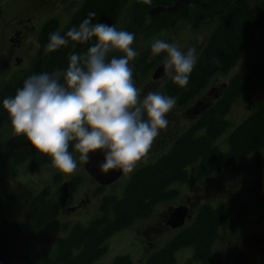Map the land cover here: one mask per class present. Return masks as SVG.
Returning <instances> with one entry per match:
<instances>
[{
    "label": "trees",
    "instance_id": "trees-1",
    "mask_svg": "<svg viewBox=\"0 0 264 264\" xmlns=\"http://www.w3.org/2000/svg\"><path fill=\"white\" fill-rule=\"evenodd\" d=\"M175 0H148V6L171 4ZM128 6V18L131 12V0H83L71 14L67 23L60 29L64 35L70 28L77 26L94 12L93 23L115 24L125 7ZM217 23L205 39L198 62L192 71L189 83L180 87L169 77L154 88L163 94L174 97L178 104H184L199 94L208 85L210 78L217 72L226 73L238 62L244 51L253 46L256 32L264 19V0H234L221 12L212 16ZM189 19L188 4H182L173 10H165L154 15L142 34L151 35L166 30L179 21ZM56 20L47 21L40 35L39 51L31 67L22 74L5 81L0 89V128L10 121L3 100L15 95L23 82L33 74L51 73L64 69L69 53H82L88 45H69L56 52H44L49 35L57 30ZM127 25V22L125 26ZM44 33H46L44 35ZM160 39V38H158ZM134 40V41H135ZM262 43L264 44L263 39ZM153 42V41H152ZM150 42L132 60L134 82L141 79L156 63L164 60L166 53L151 58ZM264 80V57L247 68L237 70L220 88L219 95L206 102L194 115L187 127L172 140L169 148L155 160L138 167L129 177L122 194L103 193L98 202V214L86 224L79 221L69 223L61 221L59 234L49 252L41 259L42 264H96V260L107 251L106 239L116 231L125 228L134 221L149 216L158 202L168 201L178 195L175 183L192 185L206 175L226 170L230 173H248L254 167L264 164V158L253 166L246 159L264 147V100L255 105L249 115L233 127L228 133L227 150H220L214 143L226 129L229 121L225 118L236 98L246 94L256 84L260 87ZM1 140V139H0ZM70 152L74 147L70 145ZM51 160L50 156L37 152L30 154L27 147L12 151L10 161L14 171L19 166L32 170ZM189 165H196L195 172L188 171ZM82 177L73 176L61 179V174L53 175L55 188H43L30 197L26 217L34 227L40 226L50 218L58 217L61 205L76 190ZM50 190V191H49ZM248 204L239 191L227 196L218 205L200 203L189 223L178 227L179 230L161 247L148 249L146 264H176L177 249L190 246L191 261L206 263L212 251V245L218 237L219 226L227 222L230 228L242 223L247 215ZM65 232V234H62ZM112 264H131L127 254L114 257Z\"/></svg>",
    "mask_w": 264,
    "mask_h": 264
},
{
    "label": "clouds",
    "instance_id": "clouds-1",
    "mask_svg": "<svg viewBox=\"0 0 264 264\" xmlns=\"http://www.w3.org/2000/svg\"><path fill=\"white\" fill-rule=\"evenodd\" d=\"M89 12L79 25L64 35H49L44 52H56L69 45H88L82 53H69L64 69L29 76L15 95L3 100L14 132L51 157L62 173L71 174L77 162L70 145L87 161L89 153L102 151L103 173L119 169L132 173L150 151L161 130L168 127L167 114L175 98L161 91L141 98L129 62L137 55L130 47L135 34L114 25L93 23ZM161 53L164 72L184 87L198 62L197 49L181 50L178 43L156 39L151 58Z\"/></svg>",
    "mask_w": 264,
    "mask_h": 264
},
{
    "label": "rangeland",
    "instance_id": "rangeland-1",
    "mask_svg": "<svg viewBox=\"0 0 264 264\" xmlns=\"http://www.w3.org/2000/svg\"><path fill=\"white\" fill-rule=\"evenodd\" d=\"M82 2L83 0H73L69 13L70 15L64 21H59L56 32H59L60 29L63 28L71 14ZM128 15V6H126L118 21L113 25L118 30L123 29L128 21ZM216 23V17L206 19L197 26H193L185 20L179 21L176 25L161 32L146 36L144 34L140 35L134 41L133 49L139 53L150 42L160 38L169 43H178L181 50L186 51L189 47H195L198 55L205 39L211 33ZM261 39V33L258 30L254 38L253 46L250 50L242 53L235 66L226 73L217 72L210 78L208 85H210V88L214 87V90L208 95L205 94L204 90L199 93L203 95V102L213 99L214 93L217 92L237 70L247 68L264 57V44ZM162 61L164 62V60ZM160 62L156 63L141 79L134 82L136 87L140 90L141 98L148 92H152L156 86L169 78L166 74L156 79L151 78L153 69ZM148 85H152L153 87L150 88L153 89L150 90L147 87ZM199 94L184 104H178L175 99L176 103L174 108L166 116L169 121L168 127L161 130L160 134L153 142L147 156L136 165L134 171L141 165L155 160L159 155L164 153L169 148L174 137L189 125L195 113L188 110ZM263 100L264 91L256 84H253V87L246 94L235 99L225 115V118L229 121V125L214 142L220 150H227L228 144L226 138L228 133L235 125L252 112L255 105ZM10 134H15L11 125V120L5 122L0 128V139ZM72 154L76 159L77 168L71 174L59 171L53 166L51 160L35 169L25 170L20 177L16 178L23 183L25 182L29 188L31 187L35 191H39L43 188H51V190H53L55 188L53 175L57 173L62 174L64 179L79 175L82 177V180L77 190L64 204L71 205V203L78 198L77 194H80L79 192H82V189L88 190L91 193L96 187L95 182L91 185V178L90 176L88 177L86 173L83 161L79 160V153L74 151ZM263 158L264 147L248 156V160L253 166ZM195 167L196 165H189L187 169L190 173H193ZM19 168L21 167L19 166ZM132 173L125 174L123 172L115 181L105 185L103 193H114L116 196H120ZM174 186L179 188L178 195L175 198L158 202L153 206V210L149 216L138 219L129 226L110 235L106 239L107 251L96 260V264H112L114 257L121 254H127L131 259V264H146L148 249L150 247L152 249L161 247L179 230L178 227H167V224L164 223L165 214L169 206H175L180 200L187 201L186 205L189 206L192 212L190 211L191 216L186 218L184 222L185 225L194 217L197 206L200 203L205 202L214 206L218 205L229 196V194L235 191H239L242 199L248 204V212L242 223L234 228H230L227 222L219 226L218 237L212 245L211 256L206 263L191 261L192 248L190 246H184L177 249L175 252L176 264H236L234 255L237 246L235 247V243L237 242L238 244L243 233L252 230H255L262 240L259 264L264 263V166L254 168L253 171L246 174H235L226 170H221L196 180L192 185L175 183ZM96 203L97 202L94 200L93 203L86 204L76 211L67 210L64 213L60 212L58 218L61 221H68L69 223L79 221L86 224L92 217L99 213ZM62 234H65V232H62Z\"/></svg>",
    "mask_w": 264,
    "mask_h": 264
},
{
    "label": "water",
    "instance_id": "water-1",
    "mask_svg": "<svg viewBox=\"0 0 264 264\" xmlns=\"http://www.w3.org/2000/svg\"><path fill=\"white\" fill-rule=\"evenodd\" d=\"M232 1L234 0H175L171 4L148 6V0H131L130 16L122 30L134 33L136 38L154 15L161 11L173 10L182 4H188L190 23L197 26L221 12ZM260 33L264 41V19ZM130 47H133V44ZM131 62L132 60L129 64ZM164 74V62H160L153 69L151 77L156 79ZM2 81L3 77L0 76V87ZM260 88L264 91V80ZM21 147H28L31 152L39 151L22 134L15 133L0 140V264H42L41 259L49 252L59 234L58 218H50L40 226L34 227L31 220L26 217L27 204L32 192L27 185L14 179L10 161L12 151ZM103 159L102 151L89 153V158L83 161V165L86 172L98 183L109 184L123 171L113 169L103 173L99 167ZM189 216L188 205L182 203L169 209L165 222L170 227H180ZM259 243L260 236L255 230L243 233L234 256L235 263L257 264Z\"/></svg>",
    "mask_w": 264,
    "mask_h": 264
},
{
    "label": "flooded vegetation",
    "instance_id": "flooded-vegetation-1",
    "mask_svg": "<svg viewBox=\"0 0 264 264\" xmlns=\"http://www.w3.org/2000/svg\"><path fill=\"white\" fill-rule=\"evenodd\" d=\"M72 4H73V0H55V1L0 0V76L3 77L1 87L5 83L6 80L12 79L22 74L23 72H25L31 67L32 62L35 60L38 54V51H39V40H40V35L42 34V31L44 30L43 29L44 25L47 23V21H50L53 19L56 20V22L58 23L57 25H59V21H64L70 15L69 13H70ZM45 34L46 33H44V35ZM147 87L150 90L153 89V88H150V87H153L152 85H148ZM213 90H214V87L210 88V85L204 88L205 94L207 95L211 94ZM219 93H220V89L214 93L213 99L216 98L219 95ZM202 96H203L202 94H199V96L195 98L193 105L189 108L188 111H193L195 115L198 114L202 105L204 103L206 104V102H203ZM211 100L212 99H210L209 101ZM4 138H2L1 140H3ZM35 153L37 152L30 151V154H35ZM246 160L250 162L248 158ZM261 166H264V164ZM20 167L21 168L17 167L15 171L13 169V177L16 181L22 182L21 180H18L16 177H20V175L26 169H23V166H20ZM254 168H257V167H254ZM194 172L195 170L193 171V173ZM237 174H243V173H237ZM87 175L88 177L90 176L91 178L90 179L91 185L94 184L95 182L96 184L95 190H93L90 193L88 190L87 192L86 190L82 189V192H79L80 194H77L78 198H76L71 203V205H64L65 202L61 205L60 212L64 213L67 210L76 211L86 204L88 205V204L93 203L94 200L97 202L96 205H98L100 196L103 194L104 187L107 184H100L91 175H89L88 173ZM61 179L64 181L69 178L64 179L63 175L61 174ZM24 184L27 185L25 182ZM30 190L32 194L35 192V190L32 188ZM74 192L68 198H70L74 194ZM182 203L187 204V201L180 200L178 202V204H182ZM172 207L173 206H169V208L167 209L168 211L165 214V220H164L165 224H166L165 221L169 214V209H171ZM188 209H189V212L190 211L192 212L189 206H188ZM191 212H190V216H191ZM167 227H170V226L167 225ZM236 246L238 247L237 242L235 243V247ZM261 246H262V240L260 238V243L258 245V251H257V264L260 263L259 258L261 255Z\"/></svg>",
    "mask_w": 264,
    "mask_h": 264
}]
</instances>
